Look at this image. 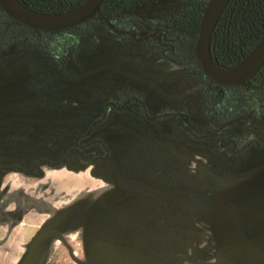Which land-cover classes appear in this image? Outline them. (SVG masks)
<instances>
[{"label": "rangeland", "instance_id": "374dc122", "mask_svg": "<svg viewBox=\"0 0 264 264\" xmlns=\"http://www.w3.org/2000/svg\"><path fill=\"white\" fill-rule=\"evenodd\" d=\"M165 36L0 44V264H264V92L234 111Z\"/></svg>", "mask_w": 264, "mask_h": 264}, {"label": "trees", "instance_id": "16d2710c", "mask_svg": "<svg viewBox=\"0 0 264 264\" xmlns=\"http://www.w3.org/2000/svg\"><path fill=\"white\" fill-rule=\"evenodd\" d=\"M31 8L45 12H61L73 8L84 0H59V4L34 5L24 0ZM141 0H104L96 15L85 23L59 31L37 30L11 18L0 6V44L11 46L13 43L27 41L35 37H64L69 31L103 19L116 22L130 13L132 6ZM208 0H176V6L167 10L161 17L165 42L169 49L192 60L208 92L234 111H242L249 105L247 91L264 92V65L250 80L239 85H222L208 77L196 54V43L200 23ZM168 32V33H167ZM264 34V0H230L218 20L212 35L216 37L217 53L221 60L236 64L246 55Z\"/></svg>", "mask_w": 264, "mask_h": 264}, {"label": "water", "instance_id": "95a60500", "mask_svg": "<svg viewBox=\"0 0 264 264\" xmlns=\"http://www.w3.org/2000/svg\"><path fill=\"white\" fill-rule=\"evenodd\" d=\"M104 0H84L61 12H45L29 7L21 0H0L7 14L27 26L44 31L68 29L92 19ZM230 0H208L200 23L196 54L205 74L218 84L239 85L252 79L264 65V34L236 64L218 67L213 62L212 35Z\"/></svg>", "mask_w": 264, "mask_h": 264}, {"label": "flooded vegetation", "instance_id": "af4514ba", "mask_svg": "<svg viewBox=\"0 0 264 264\" xmlns=\"http://www.w3.org/2000/svg\"><path fill=\"white\" fill-rule=\"evenodd\" d=\"M175 3L176 0H167L164 3L161 2V0H141L138 3H136L134 6H132V9L130 13H128V15L145 16L149 20L153 21L155 25L160 26L162 33H166V31H164L163 29V25L160 20L162 17L161 15L165 13L167 10L174 8L176 6Z\"/></svg>", "mask_w": 264, "mask_h": 264}, {"label": "built area", "instance_id": "2783aa9c", "mask_svg": "<svg viewBox=\"0 0 264 264\" xmlns=\"http://www.w3.org/2000/svg\"><path fill=\"white\" fill-rule=\"evenodd\" d=\"M29 4L34 5H50V4H59V0H24ZM211 51L213 62L220 68L232 66L228 60H221L217 53V45H216V37L214 38V42L211 43Z\"/></svg>", "mask_w": 264, "mask_h": 264}]
</instances>
